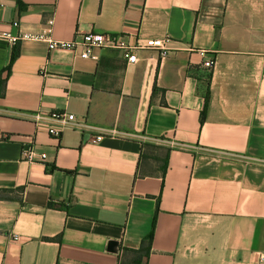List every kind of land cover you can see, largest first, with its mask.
<instances>
[{
	"label": "crops",
	"instance_id": "obj_1",
	"mask_svg": "<svg viewBox=\"0 0 264 264\" xmlns=\"http://www.w3.org/2000/svg\"><path fill=\"white\" fill-rule=\"evenodd\" d=\"M11 21L50 31L0 38V70L18 51L0 98V264H264V0H0ZM85 32L169 50L49 48ZM52 112L75 117L57 138Z\"/></svg>",
	"mask_w": 264,
	"mask_h": 264
},
{
	"label": "built area",
	"instance_id": "obj_2",
	"mask_svg": "<svg viewBox=\"0 0 264 264\" xmlns=\"http://www.w3.org/2000/svg\"><path fill=\"white\" fill-rule=\"evenodd\" d=\"M48 25L51 26L52 20H48ZM2 23L0 22V38L7 41L9 44H14L19 40H49L48 32L49 28L40 31H22L18 30L17 33L13 34L10 31V27H19V23L17 21H11L6 24V28L1 27ZM169 42L170 38L166 37L164 39H147L143 43H136L130 45L123 40V36L121 35H111L104 33H95V32H85L81 34V39L73 42H50L49 48H66L75 50L77 46L81 47V51L79 52V56L81 58H96V55L93 54V50L95 48H103V47H111L120 49L123 53V56L129 63H134L137 61V56L135 52L141 49L147 48H157L160 53L165 54L169 50ZM200 54L205 56V52L200 50ZM203 66L208 68L209 70L213 66V60L208 58L204 60ZM49 117L53 120L54 124L49 128V134L55 138H57L62 130L65 127L71 126L75 121V117L73 114L66 113H50ZM114 132H108L106 134H98L95 136L96 141H100L104 136H113ZM261 259L263 257L261 256Z\"/></svg>",
	"mask_w": 264,
	"mask_h": 264
},
{
	"label": "water",
	"instance_id": "obj_3",
	"mask_svg": "<svg viewBox=\"0 0 264 264\" xmlns=\"http://www.w3.org/2000/svg\"><path fill=\"white\" fill-rule=\"evenodd\" d=\"M152 73H153V63H150L149 68H148L147 78H146L144 94L142 96V102H141L140 112L138 116L137 126H136V129L139 131L143 128L144 121H145L146 111H147L148 102H149V92H150ZM110 249L113 252H115L117 249V242L115 241L111 242Z\"/></svg>",
	"mask_w": 264,
	"mask_h": 264
},
{
	"label": "trees",
	"instance_id": "obj_4",
	"mask_svg": "<svg viewBox=\"0 0 264 264\" xmlns=\"http://www.w3.org/2000/svg\"><path fill=\"white\" fill-rule=\"evenodd\" d=\"M17 55H18L17 49H13L12 52H11V57H10V61H9L8 66L6 68L0 70V98H2L4 96V88H5V82H6L7 73L9 72L10 65L12 64L14 59L17 57ZM4 71L6 72V76L5 77L2 76ZM210 76H211L210 72L206 74V85H205L204 91L202 92V95L204 97L205 103L207 102L208 95H209ZM3 191H6V190L5 189H0V199H6V197H4L2 195ZM151 239H152V230L150 231V233L148 235L147 241L150 242Z\"/></svg>",
	"mask_w": 264,
	"mask_h": 264
}]
</instances>
